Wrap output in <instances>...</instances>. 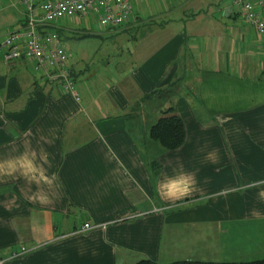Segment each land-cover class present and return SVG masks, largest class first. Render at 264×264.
<instances>
[{
	"label": "crops",
	"instance_id": "1",
	"mask_svg": "<svg viewBox=\"0 0 264 264\" xmlns=\"http://www.w3.org/2000/svg\"><path fill=\"white\" fill-rule=\"evenodd\" d=\"M16 1L0 0L13 29L26 13ZM129 4L131 20L119 28L69 30L67 38L131 40L97 68L67 49L78 100L28 60L4 63L0 51V164L17 169L0 178V264L161 263L170 251L212 261L217 223L264 226V49L255 28L238 10L220 23L213 0ZM167 108L185 134L172 151L149 136ZM180 172L203 190L199 203L157 193ZM83 223L103 225L82 231Z\"/></svg>",
	"mask_w": 264,
	"mask_h": 264
},
{
	"label": "built area",
	"instance_id": "2",
	"mask_svg": "<svg viewBox=\"0 0 264 264\" xmlns=\"http://www.w3.org/2000/svg\"><path fill=\"white\" fill-rule=\"evenodd\" d=\"M25 9L24 22L17 29H11L0 42L1 57L4 63L26 59L34 71L59 85L62 93L79 99L74 90L71 71L67 67L70 52L57 32L56 20L73 17L81 20L89 15L98 20L103 27L122 26L131 20V4L129 0H17ZM242 16V20L252 24L255 34L261 40L264 49V0H232ZM103 225V224H102ZM98 223H83L81 230L100 227ZM21 249V253L25 250ZM14 254L10 258L17 256Z\"/></svg>",
	"mask_w": 264,
	"mask_h": 264
},
{
	"label": "rangeland",
	"instance_id": "3",
	"mask_svg": "<svg viewBox=\"0 0 264 264\" xmlns=\"http://www.w3.org/2000/svg\"><path fill=\"white\" fill-rule=\"evenodd\" d=\"M231 1L232 0H213V18H217V20L225 19V10H229V12L236 11L237 9L231 5ZM20 7L19 8L22 9V6ZM5 13L0 11V42L5 38V33L7 31L15 28V25L8 21ZM225 22L227 25H230L233 21L223 20L220 23ZM98 23L97 18L90 17L89 15L82 17L81 20L73 17H62L54 22V25L60 29L61 39L64 41V44H66L68 51H70L73 56L80 59L79 62H81L82 54L86 60L85 62L91 64L94 68L105 66L108 59H113L115 56L119 57L120 55H117V52L120 50L121 46L123 51H126L127 48H131V40L128 32L125 35L119 34V36L101 33L100 36L96 37L83 36L82 38H78L74 36L73 38H67L69 30L76 31L78 34L83 30L91 33L99 32L101 26ZM236 23H238V20ZM76 32H74V34ZM86 57H88V60ZM212 228L213 262L235 261L240 263L248 260L254 261L258 258L264 259V233L260 231L261 229L264 230V226L258 221L244 222L241 220L237 222L233 220L228 223H217V225ZM259 233H261V236ZM258 237L260 240L257 239ZM242 239H244L245 242ZM160 256H162V264L183 260L180 255H177V252L174 253L170 251L166 257L163 255Z\"/></svg>",
	"mask_w": 264,
	"mask_h": 264
},
{
	"label": "trees",
	"instance_id": "4",
	"mask_svg": "<svg viewBox=\"0 0 264 264\" xmlns=\"http://www.w3.org/2000/svg\"><path fill=\"white\" fill-rule=\"evenodd\" d=\"M59 32V29H56ZM60 33V32H59ZM91 34L87 33L82 35L83 36H90ZM92 36V35H91ZM181 120L178 116L172 113L170 108L164 109L161 113V117L155 121L149 127V136L156 140L160 146L165 150H174L176 147L181 145L183 142L184 129L182 128ZM129 264H162L153 262L148 258L141 259L138 262H133ZM167 264H264L263 258L255 259L254 261L248 260L243 262H225V261H200V260H179V261H172L168 262Z\"/></svg>",
	"mask_w": 264,
	"mask_h": 264
},
{
	"label": "clouds",
	"instance_id": "5",
	"mask_svg": "<svg viewBox=\"0 0 264 264\" xmlns=\"http://www.w3.org/2000/svg\"><path fill=\"white\" fill-rule=\"evenodd\" d=\"M210 154L204 157L202 162L206 163L209 161ZM215 162V161H212ZM17 173V169L11 167H5L3 164H0V178L3 177H13ZM21 175H24L28 178V174L21 172ZM46 182L49 184L51 181ZM157 193L161 195V198L169 202H178L185 200L186 198L194 197L199 195L197 203H199L204 198V192L202 189L196 186L194 178L189 173L180 172L174 176L168 177L167 179L161 180L156 186ZM39 202L46 203V197H39Z\"/></svg>",
	"mask_w": 264,
	"mask_h": 264
}]
</instances>
